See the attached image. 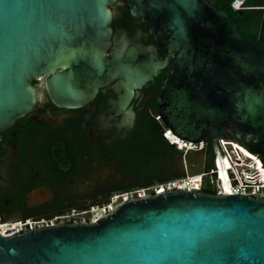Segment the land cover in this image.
Instances as JSON below:
<instances>
[{"label": "water", "instance_id": "95a60500", "mask_svg": "<svg viewBox=\"0 0 264 264\" xmlns=\"http://www.w3.org/2000/svg\"><path fill=\"white\" fill-rule=\"evenodd\" d=\"M116 1L0 0V132L45 96L75 109L113 82L124 107L155 75L162 64L110 49ZM123 2L172 60L156 99L171 134L242 148L264 139L259 38L243 36L207 0ZM0 264H264V195L173 187L131 197L95 220L0 235Z\"/></svg>", "mask_w": 264, "mask_h": 264}, {"label": "flooded vegetation", "instance_id": "af4514ba", "mask_svg": "<svg viewBox=\"0 0 264 264\" xmlns=\"http://www.w3.org/2000/svg\"><path fill=\"white\" fill-rule=\"evenodd\" d=\"M207 1L225 11L243 36L264 43V0H240L238 10L232 6L234 0ZM109 9L113 13L110 49L120 45L136 54L138 61L162 66L133 90L124 107L119 106L122 92L113 90V82L75 109L57 107L45 96L30 113L2 130L0 223L51 221L71 211L82 214L80 220L54 224L88 222L90 213L114 206L122 194L178 178L187 165L190 173L212 167L208 146L198 152L204 155L202 164L200 158L192 160L196 165L190 163L187 155L196 151H179L161 120L156 99L163 78L173 68L171 58L154 43L144 23L129 16L123 0ZM249 143H259L261 153L249 148ZM243 148L264 162V139L251 136Z\"/></svg>", "mask_w": 264, "mask_h": 264}, {"label": "built area", "instance_id": "2783aa9c", "mask_svg": "<svg viewBox=\"0 0 264 264\" xmlns=\"http://www.w3.org/2000/svg\"><path fill=\"white\" fill-rule=\"evenodd\" d=\"M234 9L238 10L241 7L240 0H234L232 2ZM166 133V132H165ZM164 133V136L166 137ZM170 144V140H168ZM186 143V142H185ZM190 143V142H188ZM209 141H203L199 143H190L191 147L183 145L177 146V149L184 154L186 152L196 151L200 152L209 146ZM212 152L213 165L207 172H195L187 173L184 176L169 180L161 184H154L148 188H140L133 192L124 193L121 195L122 200H127L131 197H143L146 195H152L159 190L164 191L173 187L176 189L186 190H202L207 188H213L215 194H252V195H264V167L261 161L256 157L246 153L245 149L239 144L231 140H218L212 142L210 145ZM188 150V151H187ZM190 174V175H189ZM223 177L225 183L228 185L229 191L225 192L223 189ZM207 182V184H206ZM110 205L102 206L99 210L90 213L89 220H95L93 216L97 212L101 214L111 210ZM79 213L71 211L60 217H56L51 221L47 220H34L25 219L18 220L9 223H0V235L3 237H11L22 232V230H30L32 228H38L43 226L53 225L59 220H80ZM85 219V218H84ZM84 219H81L82 221Z\"/></svg>", "mask_w": 264, "mask_h": 264}, {"label": "bare ground", "instance_id": "6f19581e", "mask_svg": "<svg viewBox=\"0 0 264 264\" xmlns=\"http://www.w3.org/2000/svg\"><path fill=\"white\" fill-rule=\"evenodd\" d=\"M168 130V129H167ZM169 131V130H168ZM167 133V132H166ZM170 133V134H169ZM169 137H171V141H174L176 144H177V146H179V145H185V146H187V148H190L191 146V142L190 143H188V142H184V141H182V140H180L179 138H177V137H175L173 134H171V132L169 131ZM182 146H179V147H182ZM188 151V150H187ZM187 168L189 169V167H188V165H187ZM187 173H190V170H188V172ZM190 175V174H189ZM223 189L225 190V192H228L229 191V188H228V185L225 183V181H224V177H223ZM113 207V205H111L110 204V208H112ZM101 214V212H97L93 217L94 218H97L99 215Z\"/></svg>", "mask_w": 264, "mask_h": 264}, {"label": "rangeland", "instance_id": "374dc122", "mask_svg": "<svg viewBox=\"0 0 264 264\" xmlns=\"http://www.w3.org/2000/svg\"><path fill=\"white\" fill-rule=\"evenodd\" d=\"M194 158H197V159H199L200 158V163L202 164V162L204 161V155L203 154H199L198 152H195V153H188V155H187V159L190 161V163H192V164H194V165H196L195 163H193L192 162V160L194 159ZM188 170H190V169H188L187 168V166H185L184 168H183V176L185 175V174H187V172H188ZM206 184H207V182H206Z\"/></svg>", "mask_w": 264, "mask_h": 264}, {"label": "trees", "instance_id": "16d2710c", "mask_svg": "<svg viewBox=\"0 0 264 264\" xmlns=\"http://www.w3.org/2000/svg\"><path fill=\"white\" fill-rule=\"evenodd\" d=\"M227 12H228V14H229L230 16H231V15H234V12H233L231 9H227ZM254 38H255V37H254ZM262 40H263V42H264V36L262 37ZM206 151H207V152H211L210 146H208V148L206 149ZM209 169H211V168H209ZM203 191L206 192V193H212V194L215 193L214 191H211V190H209V189H203Z\"/></svg>", "mask_w": 264, "mask_h": 264}]
</instances>
